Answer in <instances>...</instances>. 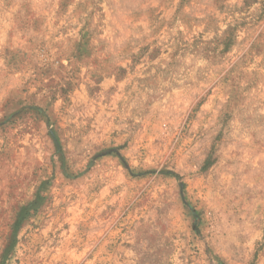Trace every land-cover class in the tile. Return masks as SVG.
Listing matches in <instances>:
<instances>
[{"label": "rangeland", "instance_id": "obj_1", "mask_svg": "<svg viewBox=\"0 0 264 264\" xmlns=\"http://www.w3.org/2000/svg\"><path fill=\"white\" fill-rule=\"evenodd\" d=\"M0 264H264V0H0Z\"/></svg>", "mask_w": 264, "mask_h": 264}]
</instances>
